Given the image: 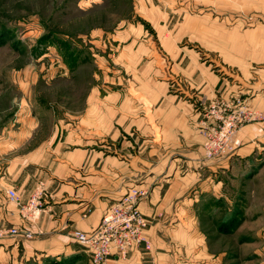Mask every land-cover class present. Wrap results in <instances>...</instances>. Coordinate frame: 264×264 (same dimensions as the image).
<instances>
[{
	"label": "crops",
	"instance_id": "obj_1",
	"mask_svg": "<svg viewBox=\"0 0 264 264\" xmlns=\"http://www.w3.org/2000/svg\"><path fill=\"white\" fill-rule=\"evenodd\" d=\"M132 5V17L110 33L117 50L111 65L127 70L116 84L127 86L109 94L106 108L92 93L80 118L58 125L26 155L18 151L33 144L24 134L32 137L38 126L0 130V227L34 234L0 238V264L77 262L82 254L92 264L71 232L93 231L132 187L147 192L140 210L151 248L135 247L106 264L229 261L211 245L228 234L221 227L236 207L245 206L247 195L233 189L263 174L249 159L264 150V123L246 126L234 151L212 161L205 159L204 132L216 102L227 113L264 116V0ZM36 194L41 210L31 216L23 206Z\"/></svg>",
	"mask_w": 264,
	"mask_h": 264
},
{
	"label": "rangeland",
	"instance_id": "obj_2",
	"mask_svg": "<svg viewBox=\"0 0 264 264\" xmlns=\"http://www.w3.org/2000/svg\"><path fill=\"white\" fill-rule=\"evenodd\" d=\"M93 1L0 0V130L38 126L32 137L24 134L33 145L18 151L23 155L58 125L80 118L92 93L102 96L106 108L109 94L127 86L116 84L118 77L127 78V70L111 65L117 50L110 33L132 17V0ZM100 29L107 32L102 38L95 36ZM254 121L264 123V116H246L233 145ZM249 162L263 174L233 189L247 195L245 206L242 212L236 207L230 232L211 245L214 253H225L226 264H264V150ZM52 264L90 263L82 254L77 262L63 258Z\"/></svg>",
	"mask_w": 264,
	"mask_h": 264
},
{
	"label": "built area",
	"instance_id": "obj_3",
	"mask_svg": "<svg viewBox=\"0 0 264 264\" xmlns=\"http://www.w3.org/2000/svg\"><path fill=\"white\" fill-rule=\"evenodd\" d=\"M208 118L213 122L204 132L205 159L212 161L227 157L233 151V139L246 121L244 111L227 113L220 107H211ZM216 119V121L214 120ZM39 195H34L23 211L31 216L40 214ZM147 192L132 187L118 202L112 205L93 231L73 230L71 238L82 247L92 264H106L112 258H127L135 247L144 245L147 250L151 244L145 236L148 221L140 210V203ZM8 197L20 205V198L14 190L8 191ZM19 237L31 239V230L18 227H0V238Z\"/></svg>",
	"mask_w": 264,
	"mask_h": 264
},
{
	"label": "trees",
	"instance_id": "obj_4",
	"mask_svg": "<svg viewBox=\"0 0 264 264\" xmlns=\"http://www.w3.org/2000/svg\"><path fill=\"white\" fill-rule=\"evenodd\" d=\"M233 220H235L234 219V216H232L231 214H230V216H229V218H227V222H225V224L221 227V231H223V232H225V234L226 233H229L230 232V226H231V223H232V221ZM236 221V220H235ZM69 262L70 261H72L71 259L70 260H68ZM73 262V261H72Z\"/></svg>",
	"mask_w": 264,
	"mask_h": 264
}]
</instances>
